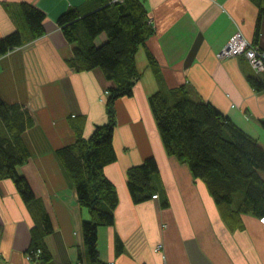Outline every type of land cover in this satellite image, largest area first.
I'll use <instances>...</instances> for the list:
<instances>
[{"label":"crops","instance_id":"0c3cea01","mask_svg":"<svg viewBox=\"0 0 264 264\" xmlns=\"http://www.w3.org/2000/svg\"><path fill=\"white\" fill-rule=\"evenodd\" d=\"M140 1L152 35L135 58L137 66L140 54L148 74L137 66L141 77L132 97L115 104L117 160L104 173L116 187L118 205L114 225L98 229L99 259L105 264H264V221L251 215L230 220L203 181L166 157L148 103L161 87L146 57L147 50L164 86H184L193 100L213 105L264 147V70L253 69L244 52L218 57L237 36L264 59V0ZM23 6L43 15L37 39L30 38ZM100 8L97 0H0V40L15 32L24 38L23 45L0 57V97L32 119L22 136L29 157L18 173L34 195L26 205L12 180L0 179V264H86L81 224L88 212L79 206L57 151L74 143V125L82 119L84 139L107 122L112 83L99 69L78 73L68 67L73 46L57 22L67 11L81 18ZM106 40L102 34L94 44ZM252 79L262 85L259 91ZM149 157L156 161L163 190L156 199L134 204L126 170ZM40 245L48 260L34 258Z\"/></svg>","mask_w":264,"mask_h":264},{"label":"trees","instance_id":"16d2710c","mask_svg":"<svg viewBox=\"0 0 264 264\" xmlns=\"http://www.w3.org/2000/svg\"><path fill=\"white\" fill-rule=\"evenodd\" d=\"M97 1L102 7L97 11L81 18L74 10L67 11L57 22L73 46L72 56L66 61L68 67L78 73L99 68L105 80L112 83L105 101L107 122L96 125L90 137L84 139L80 132L82 119L74 125V143L57 151L79 206L88 212V220L81 224L86 264H105L99 259L98 229L114 225L118 205L116 187L104 173L117 160L113 145L115 104L119 99L132 97L141 77L135 57L152 35L140 0H123L121 4ZM22 13L32 31L30 38L37 39L42 33L43 15L26 6ZM102 34L107 40L97 47L94 41ZM23 39L19 32L1 39L0 57L23 45ZM146 57L148 68L161 87L148 98V103L166 155L187 166L194 180L204 182L216 206L224 209L230 220L237 221L240 215L263 220L264 147L213 105L193 100L184 87L166 90L158 64L147 50ZM251 85L258 91L262 88L255 79ZM32 125L27 111L0 97V179L12 180L26 205L34 200V195L18 169L29 157L22 136ZM261 126L264 129V122ZM156 178L158 167L153 157L126 170V185L134 204L159 196L162 190ZM43 221L50 231L48 218ZM38 247L41 259L48 260L46 247Z\"/></svg>","mask_w":264,"mask_h":264},{"label":"built area","instance_id":"2783aa9c","mask_svg":"<svg viewBox=\"0 0 264 264\" xmlns=\"http://www.w3.org/2000/svg\"><path fill=\"white\" fill-rule=\"evenodd\" d=\"M243 52L246 54V57L249 60L250 65L253 69L257 70L258 73L264 70V59H262V55L254 47L247 48L246 43L240 38H237V36L230 41L226 50L223 53L219 54L218 57L224 58L229 56H235ZM153 198L156 197L154 196ZM157 249H160L159 245L157 246ZM33 254L34 258H38L41 252L39 250H36Z\"/></svg>","mask_w":264,"mask_h":264},{"label":"rangeland","instance_id":"374dc122","mask_svg":"<svg viewBox=\"0 0 264 264\" xmlns=\"http://www.w3.org/2000/svg\"><path fill=\"white\" fill-rule=\"evenodd\" d=\"M123 1H121V0H116V2L114 1L113 3H122ZM144 57H145V55H144ZM137 66H138V70L142 73V74H144V76L146 77L147 76V71H145L144 72V70H145V61H144V63H142V61L140 60V54L138 55V58H137ZM99 69V68H98ZM100 70V69H99ZM100 72H102L101 70H100ZM103 75V74H102ZM104 77V76H103ZM182 87H184V86H182ZM165 89L166 90H171L170 88H167L166 86H165ZM175 89V88H174ZM165 155H166V153H165ZM166 157L168 158V159H171V160H176V158H174V157H169V156H167L166 155ZM177 161V160H176ZM178 162V161H177ZM179 163V162H178ZM157 179V182H158V187L160 188V190H163V186L162 185H160V181H159V177L158 178H156ZM162 186V187H161ZM40 252H41V250H39ZM41 258V254H39V256H38V258H35V259H40Z\"/></svg>","mask_w":264,"mask_h":264}]
</instances>
